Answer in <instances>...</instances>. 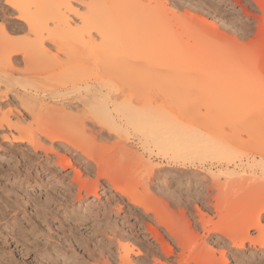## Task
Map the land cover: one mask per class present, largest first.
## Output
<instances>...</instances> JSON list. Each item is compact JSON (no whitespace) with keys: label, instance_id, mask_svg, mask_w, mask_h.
Instances as JSON below:
<instances>
[{"label":"bare ground","instance_id":"obj_1","mask_svg":"<svg viewBox=\"0 0 264 264\" xmlns=\"http://www.w3.org/2000/svg\"><path fill=\"white\" fill-rule=\"evenodd\" d=\"M75 1L78 5L83 6V10H79V7H77L78 5L75 6V4H72ZM244 1L250 5L251 1L256 4L260 14L254 15L262 24L261 30L258 29L261 31L259 35V46L257 45L258 47L254 48V45H252V51L249 54H245L244 57L250 59L253 66L260 65L261 72H259V74H262V69L264 68V0ZM3 3L5 7L7 6L10 10L13 9L17 12L15 19L20 21V26L17 27L20 30L26 29V36L24 38L21 37L23 39L21 41L12 39H8L7 41L1 40L4 38H1V35L5 30V26H3L0 21V129L2 130L5 127L9 132L8 135L2 134V136H0V146L8 144L13 147L15 144L22 145V143H24L35 152L39 149L42 150L46 156L44 157L45 159H43L45 162L41 164V162L38 161V165L41 166L40 173L43 175L40 174V176L42 175L43 177L52 173L54 169L52 168L53 165L59 167V170H53L52 174L54 177L52 178H56L58 174H62L63 176L64 171L68 168L71 169L73 172L72 176H70L71 174L69 173L71 170L65 172L64 175H66V177L69 176L70 181L77 185V188H75V197H72L78 202L89 199V195L98 197L97 190L100 184L99 178H103L109 182L111 184V190L113 191L110 195L116 200V206H113L115 211L119 212L121 210L119 205L123 203L124 198H126L125 203L129 208L133 209L139 207L143 212L141 216L150 217L149 219L143 220L147 227L146 231L150 234V237L160 244V248L158 249H160L164 256L174 259V263H167L165 262L166 260L163 261L160 257H156L153 259L154 262L152 264H226L227 258L223 255V251L221 252V258L218 260L216 259L217 257L215 258L213 255V249L208 246L209 242L203 240L201 243L198 242L200 245H197L198 243L195 242L196 237L192 236L194 232L192 226L194 225L191 224L186 216L182 214L180 215L181 217L174 216L172 210H168L169 207L167 208L165 207L166 205L159 206L157 204L155 200L156 194L154 193L156 191L151 190L150 183L151 179L157 175V170L160 169H158V167H160V163L162 162L159 161V163L153 166L150 165L148 159L146 158L147 160L145 161L143 155H141L143 152L138 154L135 148L131 146L127 148L125 141L129 140L131 142V140H134L143 150L152 148L150 147V144H152L153 147L156 148L157 154H161V156L165 158V163H167L166 165L168 167L180 166L185 169L188 165L192 164L190 162V158L192 157H197L196 160L199 158L203 159V157H208L209 159L220 157L226 159L225 163L227 164L224 165L226 166L225 168L228 169L232 164L230 157L239 152L237 145L241 142L242 144H246L245 141L255 138L253 136L259 133L258 129L261 127L258 125L264 123V107H257L259 105L254 106L253 104V106L237 105L236 107L231 102V99L225 97V95H227L226 84L228 87L230 79L232 82V79L237 77H234V71L227 72L224 67L230 62L237 60L241 51L246 50L252 42L250 41V43H248L249 45L243 42L241 44V38L239 41L236 40V42L222 47L221 44L223 39L215 38L214 41L200 39L191 44V41L194 40L195 34L199 29V16L196 13L187 11V8H189L191 4H188L185 9L183 8L185 6H178L179 8L182 7L184 12L177 14L174 10L166 12L163 0H4ZM191 8L192 5L190 9ZM54 10H57V13L52 12ZM70 14L78 20V22L74 24L76 29L71 33L67 32L70 34H66L67 36L64 35V38V36H59L60 31L57 34L55 29L72 28L71 24L74 22ZM2 17L3 14H1L0 11V19ZM50 25H52L54 29L50 27ZM39 29H43L42 31L44 32L39 31ZM151 29H160V31L157 30L158 33L147 31V37H141L145 30ZM176 29L177 31L179 30V34L176 33ZM5 32L3 34H5ZM183 37H185V39H183ZM258 37L256 39H258ZM46 43H49L52 47ZM185 44L192 46L191 60L193 59V61H191L190 64L192 66L194 65L193 67L195 68L198 67L199 71L198 68L194 69L198 72L201 71L200 73H204L206 77L209 75V78L207 77L208 80L206 79L207 82H211V80L213 84L214 81L217 82L214 84L215 88L211 87L212 90L219 88L224 81L226 82V84L224 82L225 93L224 91L223 93L219 92V94L221 93L225 98H223V100L222 97L221 99L218 98L219 100L214 99L218 94L216 92L221 91L223 86L219 88L220 90H214L215 94L210 92L213 100L208 99L211 97H209L210 95L205 91L208 95H205V97H208L206 101H210L206 103L208 104L207 107L202 106L203 109H208V112L214 109L215 113L217 109L223 108V115L227 117V120L224 122L228 121V130L225 132V140L223 141H216V138H209L210 136H207L213 130V126H209L211 124L210 121H207L209 116L206 120L204 119V114H206L207 117L208 112L206 111V113L203 110L200 111L199 106L201 105L197 104H201V100L205 99L203 96L204 91L202 90L206 89L203 88V85L202 88L197 87L200 91L195 88L196 86L192 87L197 90L198 94L202 95L198 96V98L197 94H195L197 93L196 91L194 93V91L191 90L193 93H190L189 90L188 94L185 93V97L187 98L183 100V103L186 111L180 113L176 111H166V108L164 109L160 103H157L158 101L156 102V98L155 100L153 97V101L151 97H146V93L145 95H139V93L135 91L134 86L136 85L137 88L138 85L139 87L141 85L136 84V76L142 73L146 75L148 73L152 74L154 69L156 70L153 66L157 67L161 65L158 66L160 69L158 68L157 70L168 67L170 71H172V68H177V66L179 67L180 65L183 67V61L188 57L187 51L186 54L182 51V49L184 50L186 47ZM168 46H172V49L175 47L180 52H176L173 57L169 58L170 56L167 57L168 54H164L160 51L162 49L165 50ZM187 49L190 48H186V50ZM161 55H163L162 58ZM156 56L160 58L159 63H161H158L157 66V63L154 64L150 62L152 59H155ZM161 61H163V64ZM20 63L22 67L18 66ZM187 63L189 62L187 61ZM190 64H188V66ZM191 65L190 70L194 71ZM54 68H59V72L61 70L62 73L60 76L67 80L66 82H68L71 89L69 90L71 92H77L74 97H64L62 93L60 94V92L51 88L53 83L50 82V84L42 80H48L47 74L52 73L54 70L56 72L57 69ZM256 68L258 69V67ZM256 68L253 67L251 70H254L256 73ZM151 71L152 73H150ZM44 73H46V75ZM184 73L187 72L183 71L182 75ZM39 74L43 76V78L40 79L38 76ZM242 75H245V73H242ZM54 76L55 75H53V77ZM147 76L145 77L147 78ZM210 77H212L211 80ZM141 79L142 78L139 80ZM41 80L44 81L46 85ZM217 80L219 84L222 82L220 86ZM54 81L57 82L55 79ZM58 81L60 80L58 79ZM63 81L65 80L63 79ZM47 83L51 87L48 86ZM41 84H44L42 87H50L52 91H49L46 87V89L40 87ZM235 84L237 83L235 82ZM229 87L231 86L229 85ZM233 88L235 87L232 86V89ZM63 91L67 92V90ZM229 91H231V88ZM67 94L69 93L67 92ZM219 94L217 97H220ZM150 99L153 102H151ZM13 101L17 103L20 110L22 109L27 113L30 117L29 120L23 118V114L19 115L18 113H20V111L15 106L3 110L2 106L5 102L7 104ZM196 101L197 103H195ZM215 102H217L219 108L214 107V105H217ZM255 103L256 102H254V104ZM260 104H263V102H260ZM182 109L183 108H181V110ZM222 110H218L217 112L220 116L222 115ZM214 112L208 115H211V117L214 116L212 118L217 120L220 116H215ZM14 114L15 120L12 121L10 115ZM220 118L221 120H219L218 126L223 116ZM201 119L205 120L206 123ZM248 120H250V122ZM200 121L203 122L201 123ZM246 121H248V124ZM251 121L253 122L251 123ZM73 122H78L77 124H80L81 128L84 126L87 127L85 123L89 122L90 127L88 126L89 129H86L93 133L92 135V133L89 132L91 137L94 138V136L98 135L100 136L99 139H104V137H106L105 140L111 139V142L107 140L111 143H108L110 147H107L108 149L113 147L114 151H116L115 156H118L117 160L107 158L109 155L108 153L106 155L107 157L103 155L104 152L101 154L102 156L98 154L96 157V155H94L96 153L94 149L92 152H95L94 154L89 151L93 146L91 143L94 140H98L96 138L92 139V142H90L92 146L90 145V147H88L89 150H86L87 148L84 149L85 146L82 147L83 145H81V143L78 144L79 142H75V139L73 140V137L69 136L71 135V130L70 132L68 131L70 127L73 128ZM214 122L216 123L217 121ZM207 123L209 125H206ZM75 124H73L74 129L78 128L77 131L80 130L79 132H83L85 130L79 129L80 125L78 126ZM211 125H214V123ZM12 131L16 132V134L12 133ZM222 133L224 134V132ZM222 133L219 136H221ZM112 135L116 137L119 136L121 141H116L119 138L117 139L115 136V138H113ZM261 136L264 138L263 135ZM41 137L47 139L51 145L56 143L57 146L65 152L72 153V150H74L75 152H73L72 155H74V158L78 161L80 160L84 163L85 169L90 170L94 167L96 180L94 179L95 181L92 183L87 180V182L84 181L85 179H82L79 169H76L71 159L66 156L68 154L63 155V152H60L62 153L60 154L56 152L57 150H53L54 147L44 145L41 142ZM89 137L90 136L86 138L88 139ZM90 138L88 140H90ZM243 140L245 141L243 142ZM249 140L247 144L250 142ZM83 141L86 140L84 139ZM254 143H256V141ZM96 144L99 145L98 143ZM112 144L117 146L118 149L115 150L117 147L114 148ZM104 145L101 144L99 147H103ZM242 146H240V148L243 151L244 146ZM254 146L256 147V145ZM130 147L136 152H134V150L132 151ZM103 148L107 150L106 147ZM113 149L111 151L112 154ZM254 149L258 150V155H262V152H259V150L264 151L263 146L257 145ZM117 151L119 155H117ZM156 151L154 153H156ZM49 152L55 154L56 158L52 159L48 154ZM100 152L102 153V150ZM111 156L112 155L109 157L112 158ZM235 156L236 155H234L233 158H237L238 160V156L240 158L241 155L238 154V156ZM252 157L254 158V156ZM250 162L251 161H249V164H253ZM254 162L257 163L256 161ZM220 163L221 162L218 164ZM258 164L261 166L260 164L262 163ZM240 165L243 166L241 163ZM25 170L27 172L28 169L26 168ZM223 171L221 173L216 172L217 174H214L212 171V174H209L212 180L210 182H212L214 188L206 184L204 189H200L199 193H197L200 195V199H202L201 206L195 205L198 211L197 222L200 224L201 228L205 230V233L211 238L214 244L221 243L225 246H231L233 248V253L237 255L241 254L248 244L249 247L256 248L261 254L257 264H264V185L262 184L258 188H245L243 183L245 178L247 179L248 174L245 175L246 177L244 178V174H241L243 175L242 177L238 174L237 176L236 171L235 175L230 177V172ZM30 173L31 172L25 173L23 177L22 171L20 169H15L11 173L7 172L6 175H11V177H13V179L9 180L10 184L13 186L24 187V183H27L30 187L34 185L40 187L38 179H33V181H31V178H29V176H31L29 175ZM238 173H240V171ZM204 177L205 176H203V178ZM255 179L257 180V178ZM42 180H44V178ZM118 180L120 181L116 182ZM260 180V182L263 183L262 181L264 180ZM139 187L141 189H139ZM211 189L214 190V193L210 191ZM159 192L161 193L162 191L160 190ZM27 195L28 194H25V197H27ZM12 208H14V206ZM209 208H212L214 215L218 216V222L212 221V215L210 211H208ZM17 215L18 214H14L13 217L6 219L0 211V218L3 221V223L0 224V232L4 228V230H11L10 232L14 233V236L20 234L15 228L20 220ZM185 217L187 220H185ZM151 220L154 221V225L150 223ZM118 227V224L115 222L107 223V226H105L106 231L103 233V236L108 240V244L114 245L116 255V257H114L116 258L115 264H147L146 259H141L138 256L140 250L137 249V251H135L133 248L134 245L129 242L128 239H130V237ZM166 235H168V237ZM101 241L102 240H100V242ZM173 243L179 251L173 247ZM149 246L151 253L156 254L158 252V249L154 245L149 244ZM134 247L136 248V246ZM98 249L100 250V248ZM52 250H54V253L50 254L48 252L50 256H58L60 253L57 245L53 246ZM131 255L135 258L133 259ZM108 259L104 260L103 258L101 263L112 264V261ZM49 264L52 263L49 261Z\"/></svg>","mask_w":264,"mask_h":264},{"label":"rangeland","instance_id":"obj_2","mask_svg":"<svg viewBox=\"0 0 264 264\" xmlns=\"http://www.w3.org/2000/svg\"><path fill=\"white\" fill-rule=\"evenodd\" d=\"M163 1L165 4V7H166L165 8L166 12H170L171 10H174V11H176L177 14L184 12V9L186 8V6H188V4L192 5L191 9H190L191 5L189 8H187V11L191 12V13H196L199 16L198 17L199 29L195 34L194 40L191 41V44H193L194 42H197L196 40L204 39L206 41H214L215 38H222L223 39L222 44H221L222 47H226L229 44L236 42V40L239 41L241 38H242L241 39L242 41L240 40L241 44H242V42L245 44L250 43V41L252 42V44L250 43V46L247 47L246 50L241 51V54L238 56L240 59L238 58L237 60L230 62L229 64L226 65V67H224L227 72L228 71H234L235 72L234 77H237V78L232 79L233 83L231 82V79H230V84H228V87H229V85L231 87H229V88L227 87L226 82L222 79L225 82L226 89H227V92H226L227 95H225V97L227 99H231V102L236 107H237V105L238 106H244V105H252V104L254 106L259 105L257 107H264V101H263L264 100V75H263L264 74V70H263L264 68L262 69L263 73L262 74L260 73L261 74L260 75L259 72H261V69H260L261 66L260 65H257V66L254 65L253 66V64H251L252 63L251 60L248 59L247 57H244L245 54H249L252 51L251 50L252 45H254L253 46L254 48L259 46V38H260L259 35L261 32L259 30H261L260 28H262V24H261V22H259L260 20H258V18H256L254 15V14H260L258 8L256 7V4L251 1V5H250L248 3H245L246 1H244V0H235V1L234 0H163ZM3 2H4V0H1V2H0V4H1V6H0L1 10L0 11H1V14H3V17L0 19V21L2 22L3 26H5L4 32L5 31L6 32H5V34H3L4 32L2 33V35H4V36L1 35V38L2 37H4V38H2L1 40L7 41L8 39H10V40L12 39V40H20L21 41V40H23L21 37L24 38L26 36V29H23V30L18 29V27L20 26V21H17L15 19L17 12L13 9L10 10V8H8L7 6L5 7V4ZM72 4L73 5L75 4V6L78 5L76 3V1L73 2ZM180 5L185 6V7H183L184 9L182 7L179 8L178 6H180ZM77 7H79V10H83V6L78 5ZM56 11L54 10L52 12L55 13ZM70 16H71V18H73V22H74L71 24L72 28L66 27V29L65 28H63V29L59 28V30L55 29V32L57 34L60 31L59 36H64L66 34H70L72 31H74V29H76V27H74V24H76L75 22H78V20H76L71 14H70ZM50 27H52V25H50ZM52 28L54 29V27H52ZM42 30L43 29H39V31H42ZM157 30L160 31V29L145 30L142 33L141 37L146 38L148 32L158 33ZM255 31H257V32H255ZM42 32H44V31H42ZM67 32H70V33H67ZM176 33L179 34V30L177 31V29H176ZM257 37H258V39H256ZM64 38H65V36H64ZM183 39H185V37H183ZM46 44L49 45L50 47H52V45H50L49 43H46ZM185 45H186V47L184 50L182 49V51H184L183 53H185V54L187 51L188 57L186 58V60L183 61V64H184L183 67H182V65H180L179 67L177 66V68H172L171 69L172 71H170L169 70L170 68H168V67H165L161 70H157L158 68L160 69V67H158V66H161V65H158V63L160 62V58L158 56H156L155 59H152V61H150L154 64L157 63L156 64V66L158 65L157 67L153 66L154 68H156V70L154 69L153 73L151 71L150 73H152V74L148 73L147 74L148 76L144 73L136 76V79H137L136 84L137 85L141 84V85H140V87L138 85L137 88L135 85L134 86L135 91L137 93H139V95H145V93H146V97H151L152 100H153V97H154V99L156 98L157 99V100L155 99L156 102L158 101L157 102L158 104L160 103L164 109L166 108L165 109L166 111L167 110L168 111H174V112L176 111L179 113L186 111V108H184V103H183V100L187 98V97H185L186 96L185 93L188 94L189 90H190V93H193V92H191V90L194 91V93H195V91L197 92V90L200 91L197 87L202 88V85H203V88L206 89V90L201 89L202 91H204L203 92L204 97H205V95L206 96L210 95L211 94L210 92H213V94H215L214 90H216V89L220 90L219 88L221 86H223L222 87L223 89L221 88V91H217L216 93H218V94H219V92L223 93V91L225 89L224 88V82L223 83L220 82V84H219V81L217 80L219 86L221 85V83H222V85L219 88L212 90V88H215L214 84L217 82L214 81V84H213V82L211 80L212 77H210V80L212 83L210 81L207 82L209 75L207 76L208 77L207 78L204 73H200L201 71L198 72L199 71L198 67H197L198 71L195 70L197 68L193 67L194 65L192 66L190 64V62L193 61V59L191 60V58H192L191 57V49H192L191 47L192 46H189V44H185ZM186 48H190V49L186 50ZM180 49H181V47H180ZM160 51L164 54H168L167 57L170 56L169 58L173 57V55L176 52H180L175 47H173V49H172V46L171 47L168 46V47H166L165 50L162 49ZM132 52H134V51H132ZM132 52H130V53H132ZM158 54H159V52H158ZM163 55H161V58L163 57ZM156 59H158L159 61ZM187 61L189 63H187ZM161 62L163 64V61H161ZM159 64H161V63H159ZM188 64H190L193 69L195 68L194 69L195 72L193 70H190L191 67H190V65L188 66ZM21 65L22 64L20 63L18 66L22 67ZM251 65L255 68L258 67V69L256 68L257 69L256 73L254 70H251V68L253 69V67ZM54 69H57L56 72ZM54 69H53L54 73L51 70V72H52V73H50L51 75L47 74L48 80H45V79H42V80L47 81L49 83L50 82L53 83L52 87L50 85H48V83H47V85L50 86L51 88H53L55 91L60 92V94L62 93L64 95V97H66V98H68V97L70 98V96L74 97L77 94V92H71L70 91L71 89L69 87L70 85L68 84V82H66L67 80L60 76L62 73L61 70L59 72V70H58L59 68H54ZM180 69H184V70H180ZM258 70H260V71H258ZM183 71L187 72V73H184L182 75ZM242 73H245V75H242ZM44 74L46 75V73H44ZM52 74L55 76L53 77ZM203 74H204V76H203ZM42 75H43V73H42ZM143 75H144V78H143ZM238 75H239V78H238ZM38 76L40 79L43 78V76H40V74ZM62 76H64V75H62ZM145 76H147V78ZM140 78H142V79L139 80ZM204 78H205V80L206 79L207 80L205 81ZM54 79L57 80V82H55ZM58 79L60 81H58ZM63 79L65 81H63ZM213 79H215V78H213ZM236 79H237V81H236ZM44 81H42V82H44ZM220 81H221V79H220ZM234 81L237 84H235ZM58 82H60L61 85ZM168 82H169V84H168ZM227 83H229V82H227ZM234 84L237 86H235ZM43 85L41 84L40 87H42ZM45 85H46V83H45ZM204 85H206V86H204ZM193 86L194 87L196 86L195 88L197 90L192 88ZM216 86H217V84H216ZM232 86L235 87L233 89L236 92L232 89ZM45 87L46 86H44L42 88H45ZM50 87L47 88V89H49V91L51 90ZM230 88H231V91H229ZM63 90H67V92L69 94H67V92L63 91ZM168 90H169V92H168ZM55 91H54V93H55ZM61 91H63V92H61ZM205 91L207 92L208 95L205 93ZM64 93H66V94H64ZM221 93L219 94L220 97H217L218 96V94H217V96H216L217 98L215 97L214 99L219 100L222 97V100H223V98H225V97H223V95H221ZM224 93H225V91H224ZM195 94H197V98H198V96L201 95V94H198V92ZM155 96H157V97H155ZM188 96H190V95H188ZM182 97H184V98H182ZM209 97H211V98L205 97V99L201 100L202 101L201 104L197 103V101L195 102L198 105H201V106H199L200 111L203 110L204 112H206L208 110L205 108L203 109L202 106L207 107L208 104H206V103H209V101H210V100L206 101L207 98L212 99L211 95ZM152 100L150 99L151 102L154 101V100L153 101ZM198 101H200V100H198ZM203 101H206V102H203ZM254 102H256V103L254 104ZM260 102L261 103L263 102V104H260ZM215 103L217 104V102H215ZM215 103H213V104H215ZM56 105H58V104H56ZM14 106L17 109H19V111H20V113H18L19 115L23 114V118H25L27 120L30 119V117L27 115L26 112H24L22 109L20 110V107L17 106V103L15 101H13L11 103H7V104L5 102L2 106V108H3V110H6L8 107L12 108ZM211 107H212V105H211ZM211 107H209V108H211ZM214 107L215 108L218 107V104L214 105ZM181 108H183V109L181 110ZM222 109L219 108L216 111L218 112V110L220 111ZM211 112L213 114L214 109L211 110L210 112H208V114ZM217 112L216 113L214 112L215 113L214 115L219 117L220 114ZM221 113H222L221 116H223V119H222L221 123H219V126H218V122H219V120H221V118H220L221 116L219 117L220 119L217 118V120L212 118L214 116L211 117V115H208V114H207V117H206V114H204L205 118L203 117L206 120V118H208V116H209L210 120L208 118L207 121H210L211 124L214 123V125H211L209 122L208 123L210 125L208 123L206 124V125H209L211 127L213 126L212 127L213 130L211 131L212 133L210 132L211 134L209 133L210 135L208 134L207 136L208 137L210 136L209 138H211V137H214V139L216 138L215 139L216 141L225 140V132L228 130V121L224 122L225 120H227V117L226 116L224 117V115H223L224 110H222ZM10 119L12 121H14L15 120V114L10 115ZM201 120H203V119H201ZM205 120H203V121H205ZM213 120L217 121V122L215 123ZM203 121H200V122L202 123ZM248 121L250 122V120H248ZM248 121H246L247 124H248ZM252 122L253 121H251V123ZM75 123L73 122V124H75ZM77 123L75 125L79 126L80 124H77ZM205 123H206V121H205ZM205 123H204V125H205ZM73 124H72L73 128L70 127L68 129V131L70 132V130H71V133H70L71 135H69V136H72L73 138L72 137L71 138L73 140L75 139L74 140L75 142H79L78 144L81 143V145H83L82 147L85 146L84 149L87 148L86 150H89L88 147H90V145L92 144L93 145V146L91 145L92 149L90 148L91 150H89V151L92 153L95 150L96 153L94 152L95 154L94 153H92V154L96 155V157L98 154L100 156L104 152L103 155L105 157H107L106 155L108 153L109 155L107 158L112 159V160H114V159L117 160L118 156H115L116 151H114L113 147L109 148V149L107 147V146L110 147V145H108V143L112 141L111 139H110L111 141L109 139L105 140L106 137H104V139L103 138L99 139L100 136L96 135L95 133L94 134L96 136H94V138L91 137L90 133H92V132L90 130H88L90 127L89 122L85 123L87 127H85L83 125L84 127L81 128V125H80L79 129L80 128L83 130L85 129L83 132H79L80 130L77 131L78 128L74 129ZM262 124H264V123H262ZM262 124L258 125L261 127H259V129H258L259 133L256 132L258 134H255V136H253L255 138H253L251 140L248 139L251 143L249 142L247 144L248 140L247 141L243 140V142L245 141L246 144L245 143L242 144V142H241L237 145V149L239 150V152L235 153L236 152L235 151L234 152L235 154H233V156L234 155L238 156V154L241 156H240V158L238 156V160H237V158H233V156H231L230 160H231L232 164L229 166L228 169L225 168L226 167L225 165L227 164V163H225L226 159H223L220 157H213V158H211L212 160L209 159L208 157H205V158L203 157V159L202 158L200 159L198 157L199 158L198 160H196L197 157H192V158H190V162L192 164L188 165L189 167L187 166L185 169L183 167H180V166L168 167L166 165L167 163H165V161H166L165 158H163L161 156V154H157L156 148L153 147L152 144H150V147H152V148H149L148 150H143L134 140L133 141L131 140V142L129 140L125 141L127 148H129V146H131L132 148H135V150L138 152V154H141L143 152V154H141V155H143V158L145 161L148 159V162L150 165L153 166L154 164L159 163V161L162 163L164 162L163 164L160 163V167H158V169L159 168L160 169L157 170V175H155L151 179V183H150L151 184L150 185L151 190L156 191L154 193L156 194L155 200L157 201V204L159 206L166 205L165 207H167V208L169 207L170 209L168 208V210H170V211L172 210L174 216L181 217L180 216L181 214L186 216L187 219L191 222V224L194 225V226H192L193 231H194V232L192 231L193 232L192 236L196 237L195 242L201 243L203 240H205V242H209L208 246H210L213 249V255L215 258L217 257L216 259H218V260L221 258L220 257L221 252L223 251V255H225V258H227L226 264H241V263L242 264H257L261 254L259 253V251L256 250V248L249 247L248 244L246 245V249H243L242 253L239 255L233 253V248L231 246H228V245L225 246V245H222L221 243L220 244H214L211 241V238L208 237L207 234L205 233V230H203L201 228L200 224H198V222H197L198 211L196 210L195 205L201 206V202H202V199H200V195H198L197 193H199L200 189L201 190L204 189L206 184H208V186H211L212 188H214L212 185V182H210L212 180L210 179V176H209L210 173L212 174V171L215 174L216 172L221 173L224 170L223 172H226V171L230 172V175H231L230 177H233L235 175L236 171H237L236 175L238 174L242 177L243 175H241V174H244V176H243L244 178L246 177L245 175L248 174L247 179L245 178L244 183L242 182L243 186L245 188H256V187L258 188L262 184L264 185V181H262L263 183L260 182L261 181L260 179L264 180L263 179V177H264V175H263L264 174V151L259 150V152L260 151L262 152V155L259 154V155H261V156H259L258 152H257L258 150L254 149L257 147V145L264 147V143H263L264 138L261 136V135L264 136V125H262ZM78 126H76V127H78ZM215 127H216V129H215ZM219 127L222 129H220ZM262 127H263V130H262ZM86 128H88V129H86ZM221 131L224 132V134ZM86 132H88V133H86ZM261 132H262V134H261ZM12 133L16 134V132H14V131H12ZM80 133H82V134H80ZM214 133H215V135H214ZM218 133H219V135L222 133L223 136L222 135L219 136ZM2 134H7V135L9 134L8 130L5 127L2 130L0 129V136H2ZM92 135H93V133H92ZM88 136L91 137V138L89 137L90 140H88L89 138L88 139L86 138ZM114 136H113V138H115L117 135L115 137ZM80 138L82 139V141ZM95 138L98 140L97 141L94 140V141L96 143H98L99 145H97L94 141L92 142V139H95ZM116 138L118 139L119 136ZM84 139L86 141H83ZM244 139H245V137H244ZM107 140H109V142ZM254 140L256 141L257 144L254 143L255 142ZM116 141H121V140L119 138ZM41 142L48 147L49 146L54 147L53 150L54 149H55L54 151L57 150L56 152H58V153L63 152V155L68 154L66 156H68L71 159V161L73 162L76 169H79V171L81 172L82 179L83 180L85 179L84 181L87 180L88 182L90 181V183H92L93 181L96 180V176H95L96 174H95L94 167L90 170L85 169L84 163L81 162L80 160L78 161L76 158H74L75 156L72 155V153L75 152L74 150H72V153L71 152H65L62 149H60L56 143L51 145V143L47 139H45L44 137H41ZM85 142H87V143H85ZM90 142H92V143L90 144ZM252 143H254V144H252ZM85 144H87V145H85ZM101 144L102 145L106 144L103 147H106L107 150L105 148H103L102 146L99 147ZM109 144H111V143H109ZM112 145L114 146V144H112ZM242 145L244 146L243 151L240 148V146H242ZM254 145H256V147ZM13 147L9 146L8 144L0 146V171H1V173H0V211L6 217V219L13 217L14 214L15 215L18 214L17 216H19L18 218L20 220L18 221L19 224L16 225L15 228L17 229L18 233H20V234H16L14 236L13 235L14 233L10 232L11 230H9V229L4 230V228H3V230H1V232H0V264H49V261L52 264H54V263L55 264H66V263L67 264H91L92 262H94L95 264H102L101 262L103 261V258H104V260H107L109 258L108 260H111L112 264H115L116 258H114V257H116V255H115L114 245L108 244V240L103 236L104 235L103 233L106 231L105 226H107V223H110V222L117 223L119 226L118 228L120 230H123V232L126 233L130 237V239H128L129 242H131L132 245L136 246V248L133 246L135 251H137V249L140 250V254L138 256L141 259H146L147 264H149V263L152 264L154 262L153 259L156 257H160L161 260L163 259V261L166 260L165 262H167V263L168 262L174 263L173 258L166 257L162 254L160 249H158V248H160V244L157 243L152 237H150V234L146 231L147 227L144 224V220L149 219L150 217L149 216H146V217L141 216L143 212L141 211V209L139 207H135L133 209L129 208L128 205L125 203L126 198H124L123 203H121V205H119L121 210L119 212L115 211V208L113 206H116V200H114V198L111 197L110 194L113 193V191L111 190V184L109 182H107L105 179L99 178L100 184L98 185V190H97L98 197H95L93 195H89V199H84V200L78 202L74 198L75 194H76L75 188H77L76 187L77 185L70 181L69 176L66 177V175H64L65 172H69L71 169L68 168L66 171H64V173L62 172L63 176H62V174H58V176L56 178H52V177H54V175L52 174L53 170L54 169L59 170V167H56L53 165L52 168H54V169L52 170V173L47 174L43 177L42 176L43 174L40 173L41 166L38 165L39 162H41V164H42V162H45V160H43V159H45L44 157H46V156L43 153V151L39 149V150H37V152H35L33 149H31V147H29L28 145H26L24 143H22V145L21 144H17V145L15 144ZM115 147H117V146H114V148ZM131 147H130V149H132ZM112 149H113V154L111 152ZM117 149H118V147L115 150H117ZM101 150H102V153L100 152ZM133 150L134 149H132V151ZM135 150H134V152H136ZM106 151H108V152H106ZM155 151H156V153H154ZM109 152H111V153H109ZM48 154L50 157H52V159L56 158L55 154H52L51 152H49ZM60 154H62V153H60ZM110 155H112L111 156L112 158L109 157ZM117 155H119L118 151H117ZM252 156H254V158ZM260 157H261V159H260ZM219 159H222V160H219ZM260 160H261V162H260ZM249 161H251L253 164H249ZM254 161H256L257 163H255ZM219 162H221V163L218 164ZM235 162H237V163H235ZM244 162L245 163L247 162V163L245 164ZM240 163L243 166H241ZM258 163H262V164H260L262 167L259 166ZM217 164H218V166H217ZM247 165H248V167H247ZM235 166L238 168H236ZM26 168L28 169L27 172L25 170ZM15 169H17V170L20 169L23 173V175H22L23 177H24L25 173L31 172L29 174V175H31V176H29V178H31V181H33V179H38V181L40 182V187H38L37 185L30 187L29 184L27 185V183H24V187H20V186L16 187V186H13L12 184H10L9 180L13 179V177H11V175H6V173L7 172L11 173ZM7 170H9V171H7ZM234 170H235V172H234ZM239 171H240V173H238ZM241 171H242V173H241ZM3 172H5V173H3ZM69 173L71 174L70 176L73 175L72 170ZM40 174H42V175L40 176ZM36 175H38V176H36ZM203 176H205L204 177L205 179L203 178ZM252 176H253V178H252ZM43 178H44V180H42ZM248 178H250V179H248ZM255 178H257V180ZM220 179L224 180L223 178H220ZM120 180H118L116 182H119ZM47 183L48 184L50 183V184L48 185ZM139 189H141V188L139 187ZM158 190L159 191L161 190L162 192L160 193ZM210 191L212 193H214L213 192L214 190L211 189ZM176 192H177V194H176ZM25 194H28L27 197H25ZM72 196H74V197H72ZM156 198L157 199L159 198L160 200L159 199L157 200ZM12 199L14 202L12 201ZM11 203H13V204H11ZM193 204H194V206H193ZM12 205L14 206V208H12L13 207ZM13 211H14V214H13ZM208 211H210V213L212 215L211 216L212 221L218 222V220H219L218 216L214 215L213 209L209 208ZM184 216H182V217H184ZM186 217H185V220H187ZM2 223H3V221L0 218V224H2ZM150 223H153V225H154V221L151 220ZM99 229H100V231H99ZM7 230H9V231H7ZM254 234H256V233H254ZM166 236L168 237V235H166ZM100 240H102V241L100 242ZM135 243L136 244L139 243V244L136 245ZM149 244L154 245L158 249V252L156 254L150 252ZM56 245L58 246L60 253L58 254V256H50V254L54 253V250H52V247L56 246ZM197 245H200V244L198 243ZM173 247L176 250L178 249L175 246V244L173 245ZM98 248H100V250ZM177 251H179V249ZM162 255H163V257H162ZM131 257L133 259L135 258L133 255H131ZM94 263H92V264H94Z\"/></svg>","mask_w":264,"mask_h":264}]
</instances>
